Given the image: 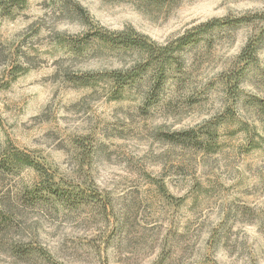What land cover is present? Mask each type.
<instances>
[{"label": "rangeland", "instance_id": "obj_1", "mask_svg": "<svg viewBox=\"0 0 264 264\" xmlns=\"http://www.w3.org/2000/svg\"><path fill=\"white\" fill-rule=\"evenodd\" d=\"M0 264H264V0H0Z\"/></svg>", "mask_w": 264, "mask_h": 264}, {"label": "trees", "instance_id": "obj_2", "mask_svg": "<svg viewBox=\"0 0 264 264\" xmlns=\"http://www.w3.org/2000/svg\"><path fill=\"white\" fill-rule=\"evenodd\" d=\"M218 25H220L219 20H213L209 23L200 25L199 27H197V29H194V32H186L183 36L179 37L175 41V49L179 50L197 44V42L199 41V36L206 34L208 31L214 29ZM94 40L100 42V44L106 46L107 48H111L118 52L138 53L143 57L144 63H154V66L157 68L163 69L164 65H169L166 61V58L168 57L166 48H157L154 43L149 42L147 38L140 36L133 29L105 33H102V31H98L96 33V36H94ZM255 53L256 49L254 47L251 48V45H248L240 55V59L245 61V63L254 62ZM134 70L135 69H130V71L114 70L109 73L108 80L114 83L116 86L123 88L124 85L133 80V75L135 74ZM175 137H177V135L172 137L174 139L172 141L174 142H176ZM2 161H5L6 163L8 162L13 165H21L27 168H35L34 164L29 160L27 156L19 153L11 154L7 156L6 160ZM46 195L50 196L51 194L50 192H47ZM56 197L59 196L57 195Z\"/></svg>", "mask_w": 264, "mask_h": 264}]
</instances>
